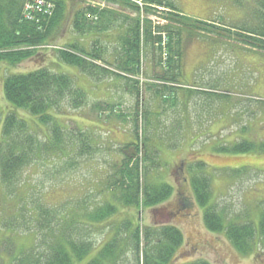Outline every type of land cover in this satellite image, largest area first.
I'll list each match as a JSON object with an SVG mask.
<instances>
[{
	"label": "rangeland",
	"instance_id": "obj_1",
	"mask_svg": "<svg viewBox=\"0 0 264 264\" xmlns=\"http://www.w3.org/2000/svg\"><path fill=\"white\" fill-rule=\"evenodd\" d=\"M67 1L68 11L64 24L52 36L49 44L38 49L25 46V50L32 52L35 48L39 53L15 66L0 63V76L5 78L7 75L25 74L45 66L72 76L76 84L87 93V102L84 107L70 111L67 116H60L59 122L74 128L76 123L66 119L71 117L81 121L80 127L95 124L93 130H85L94 144L99 145L94 148L91 156L49 153L40 157L24 170L21 185L17 187V193H14L17 194L15 199H4L0 182V264H13L16 258L32 251L35 244L44 238L34 221L38 217L37 210L33 215L25 212L30 218L18 213L19 198L22 195L26 198L23 208L34 209V206L42 204L53 210L54 218L57 215L69 216L74 212L78 214L74 218L80 224H86L87 214L94 213L98 207L115 206L119 214L104 218L89 236L83 231L82 236L85 235L94 247L85 258L74 264H88L95 259L97 261L100 249L115 233L113 228L122 227L125 216L126 208L114 203L110 196L111 177L120 163L118 160L122 159L124 152L133 154L137 147L140 149V156L141 150L142 156L147 153L144 146L146 122L140 116L138 136L135 135L139 100L141 112L144 107H153L157 111L149 120L148 131L154 134L151 139L158 152H153L156 156L154 163L146 165L154 166L146 180L154 185L168 182L176 192L182 186L192 193L190 168L195 169L199 161L203 162L205 167L199 172L198 178L205 173L211 180L209 206H215L221 211L225 223L253 222L258 228V235L260 216L264 211V151L260 150L264 149V48L247 44L245 38L239 37L240 33L236 32L241 28L250 29L257 25V21L252 18L250 5L246 9L239 7L235 0H163L177 5L190 17L206 20L216 26H208L206 31L191 28L184 31L182 82L184 85L193 84V87L200 90L190 93L188 89L181 87L174 100L167 95L161 99L148 93L144 84L153 74L151 66L146 69V75L136 77L141 84L137 98L135 88L129 82L105 74L103 78L94 79L82 74L76 67L57 61L56 50L68 48L70 44L91 51V39L81 36L73 28L76 11L88 5L96 8L105 6L102 0ZM127 1L128 7L140 6V12L123 8L118 0H110L108 5L125 11L131 17L144 18V3L138 0L135 5V0ZM167 13H170V9L159 10L157 14L163 16L162 14ZM92 16L86 14L88 21L93 20ZM162 23L166 21L163 20ZM190 25L193 26V23ZM117 32L114 31L113 35L118 34ZM229 32L235 33L230 35ZM100 40L101 43L110 42L111 45L106 46L113 51L116 36L110 39L101 37ZM50 56L53 60L49 59ZM146 58H142L143 69L148 66ZM109 60L113 61L111 57ZM2 80L0 79V133L9 110H14L9 103H5ZM210 88H215V91H210ZM165 100L172 101L171 104H175V107L166 104ZM7 105L8 110L5 109ZM17 113L20 116L23 112ZM110 114L112 115L109 116ZM116 115H122L123 118ZM28 120L36 129L32 118L28 117ZM43 129L45 133L41 132L40 137L47 140L45 136L49 135V131L46 127ZM240 142L255 143L256 151L236 155L225 150V147ZM126 145L133 146L127 149ZM181 163L185 164L182 174L173 172ZM243 167L250 168L251 173L246 172ZM175 199L176 194L169 204L162 206L163 210L166 208L164 211L144 206L139 208V222L144 225L142 233L146 226H159L165 222H172L181 230L184 246L178 249L172 264L200 258L211 264H264V245L253 247L247 254L240 253L225 234L212 233L207 229L203 211L198 206L188 211L186 216L180 213L181 215L170 219L163 215L161 217V211L164 215L172 211ZM122 235L124 237L125 233ZM145 244L142 246L144 249ZM142 258L140 257V264ZM101 264H137V260L130 250L120 252L116 249L107 252V256L101 259Z\"/></svg>",
	"mask_w": 264,
	"mask_h": 264
},
{
	"label": "trees",
	"instance_id": "obj_2",
	"mask_svg": "<svg viewBox=\"0 0 264 264\" xmlns=\"http://www.w3.org/2000/svg\"><path fill=\"white\" fill-rule=\"evenodd\" d=\"M29 1L31 0H0V63L4 65L15 66L35 56L39 53L35 48L48 45L66 19L67 0H43L52 4L50 8L52 14L40 17V22L26 21L24 7ZM118 1L123 8H131L127 6V0ZM235 1L242 8L247 9L250 5L252 18L257 21V25L250 29L241 28L238 30L240 32L234 31L240 33L238 36L245 38L247 44L264 48V0ZM102 2L105 3V7L96 8L88 5L86 8L78 9L73 22L76 32L91 39V51L70 44L68 48L62 47L56 50L57 61L76 67L82 74L94 79L103 78L105 74L129 82L134 86L137 98L141 84L136 77L146 75L149 66L152 67L153 74L144 85L147 86L148 93L155 98L163 99V96L167 95L175 100L181 87L188 89L190 93L200 90L193 87V84L184 85L182 82L183 34L184 31L191 29L206 31L208 26L214 28L215 25L186 16L177 5L163 0H143L144 18L131 17L125 11L109 7L110 0H102ZM153 5L170 9V13L159 17L168 20V24H154L150 17L157 16L158 12L152 8ZM138 8L134 6L131 11L140 12ZM86 14L93 15L91 22L86 18ZM190 23H193V26ZM114 31L119 33L113 35ZM229 33L234 35L235 32ZM115 36L113 51L106 46L111 45L110 42H100L101 37L110 39ZM165 36L166 45L163 42ZM25 46L35 47L34 51L25 50ZM143 56L147 57L146 62H148V66L144 69ZM109 57L113 61H110ZM49 59H52V56ZM107 76L105 78H108ZM0 79H3L2 83H4L5 103H9L14 109L9 110L6 115L0 133V182L5 194L4 199L11 200L17 195L14 193H17V187L21 185L20 179L24 170L40 157L49 153L91 156L94 154V148L99 144H94L90 134L85 130V128L93 130L95 124L80 127L81 121L71 117L66 119L76 123L74 128L61 125L59 122L60 116H67L70 111L84 107L87 102V93L69 74L45 66L25 74L7 75L5 78L0 76ZM214 89L210 88V91H215ZM165 102L171 104L172 101L165 100ZM140 105L139 100L136 108L138 113L136 112L135 135L138 136L140 116L146 122L144 146L147 153L142 156L141 150L140 156V149L137 147L136 156L124 152L122 159L118 160L120 163L111 177L110 196L114 203L122 204L126 208L122 227L113 228L115 233L100 249V257L97 261L95 259L88 264H101V259L107 256V252L116 249L120 252L130 250L137 264H140V257H143L142 264H172L178 249L184 246L181 230L172 222H165L159 226H146L142 233L144 225L139 222V208L144 206V208L163 210L164 204H169L175 194L174 208L164 215L165 208L161 211V217L163 215L166 219H170L180 213L186 216L188 211L198 206L203 211V220L207 229L212 233L225 234L240 253L247 254L253 247L264 245V211L261 212L257 235L258 228L253 222L225 223L221 211L215 206H209L211 180L205 173L203 177L198 178L199 172L205 167L203 162L199 161L195 169L190 168L192 193L182 186L176 192L174 186L168 182L154 185L146 180L149 178L150 169L154 167L146 165L154 163L156 156L153 152L154 150L158 152L151 139L154 134L148 131L149 120L157 111L153 107H144V111L141 112ZM171 107L174 108L175 104H171ZM8 108L7 105L5 109ZM17 111L23 112L22 115L19 116ZM28 117L32 118L36 129L29 122ZM117 117L123 118L122 115ZM43 127L49 131V135L45 136L47 140H42L40 137V133L44 132ZM133 145L125 147L129 149V146ZM256 148L255 143L240 142L225 147V150L239 155L255 152ZM260 150L264 151L263 148ZM184 168L185 164L181 163L173 172L182 174ZM243 169L249 173L252 171L248 167ZM19 201L21 206L19 205L17 211L21 216H27L25 212L33 215L35 210L38 211V217L34 218V221L38 232L44 235V238L35 244L32 251L16 258L13 264H74L77 260L85 258L94 247L85 235L89 236L90 233L95 232L96 225L104 218L119 214L115 206L103 205L98 207L97 211L94 210V213L87 214L86 224H80L74 218L78 216L74 212L69 216L57 215L54 218L53 210L42 204L28 210L22 207L26 202L25 196H20ZM83 231H85L84 236H82ZM121 233H125L124 237ZM144 244L145 249L142 247ZM44 245H47L48 249H43ZM182 264L211 263L200 258Z\"/></svg>",
	"mask_w": 264,
	"mask_h": 264
},
{
	"label": "built area",
	"instance_id": "obj_3",
	"mask_svg": "<svg viewBox=\"0 0 264 264\" xmlns=\"http://www.w3.org/2000/svg\"><path fill=\"white\" fill-rule=\"evenodd\" d=\"M50 8H52V5L43 0H31L26 5L27 16L33 18L34 14H49L51 13Z\"/></svg>",
	"mask_w": 264,
	"mask_h": 264
}]
</instances>
